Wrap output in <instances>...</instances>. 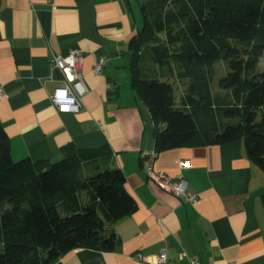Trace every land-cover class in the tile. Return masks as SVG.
<instances>
[{"label": "crops", "instance_id": "obj_1", "mask_svg": "<svg viewBox=\"0 0 264 264\" xmlns=\"http://www.w3.org/2000/svg\"><path fill=\"white\" fill-rule=\"evenodd\" d=\"M146 1L54 0L52 7L48 0H0V123L11 157L54 162L69 143L106 146L109 164L125 176L136 209L107 224L113 249L75 248L61 256L62 264H152L161 253L170 263L190 257L200 264H264V170L248 159L242 140L154 151L153 120L130 85L127 49ZM72 49L81 51L85 92L78 112H59L50 100L61 84L60 73H50L51 53ZM140 59L172 84L180 107L189 80L161 71L146 50ZM149 153L155 170L172 180L180 175L195 203L147 177Z\"/></svg>", "mask_w": 264, "mask_h": 264}, {"label": "trees", "instance_id": "obj_2", "mask_svg": "<svg viewBox=\"0 0 264 264\" xmlns=\"http://www.w3.org/2000/svg\"><path fill=\"white\" fill-rule=\"evenodd\" d=\"M141 10L142 25L127 43L130 85L153 120L155 153L241 139L248 159L264 170V71H257L264 0H148ZM163 32L165 40L157 37ZM145 50L153 64L189 80L180 107L170 82L139 78ZM218 59L228 66L219 83L229 91L228 105L211 94ZM109 155L106 146L69 143L54 162L14 161L0 123V264H62L75 248L112 250L107 224L131 214L136 202Z\"/></svg>", "mask_w": 264, "mask_h": 264}, {"label": "built area", "instance_id": "obj_3", "mask_svg": "<svg viewBox=\"0 0 264 264\" xmlns=\"http://www.w3.org/2000/svg\"><path fill=\"white\" fill-rule=\"evenodd\" d=\"M54 7V0H48ZM103 60L100 59L94 65V71L99 72ZM55 71L61 75V84L55 86L50 93V100L59 112L76 113L80 109V96L85 92L82 79V55L77 49L69 50L66 55L51 53L50 73ZM3 85L0 80V98L3 96ZM155 153L145 155V174L159 188L169 191L180 197L183 201L195 203L197 196L185 190L184 183L179 176L172 180L162 171L153 168ZM187 162H181V166H186ZM152 264H200L197 258L186 257L182 262L170 263L164 253H161Z\"/></svg>", "mask_w": 264, "mask_h": 264}, {"label": "rangeland", "instance_id": "obj_4", "mask_svg": "<svg viewBox=\"0 0 264 264\" xmlns=\"http://www.w3.org/2000/svg\"><path fill=\"white\" fill-rule=\"evenodd\" d=\"M157 37H159V39H164L165 40V34L160 33L157 35ZM172 48V46H171ZM140 79H152V78H156L160 81H165L164 79H162L160 77V70L158 68H153L152 66H150L149 62H145V61H141L140 64ZM161 71H164L161 69ZM257 71H264V60H261L258 64L257 67ZM228 72V66H227V62L223 59H218L217 61H215V63L212 66V82H211V94L214 97H218L223 105H228L231 102V97L229 94V91L227 89L221 88L219 83L220 80L222 78H224L226 76ZM179 87V86H178ZM177 88V85H175L174 89ZM180 90H176L175 95L178 96L179 95ZM196 95V94H194ZM225 123H231L234 124L237 122L236 119L231 118V119H224ZM3 250V245L0 244V253Z\"/></svg>", "mask_w": 264, "mask_h": 264}]
</instances>
